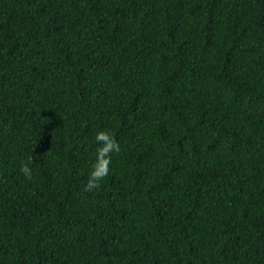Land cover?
Segmentation results:
<instances>
[{"label":"trees","instance_id":"1","mask_svg":"<svg viewBox=\"0 0 264 264\" xmlns=\"http://www.w3.org/2000/svg\"><path fill=\"white\" fill-rule=\"evenodd\" d=\"M0 264H264V0H0Z\"/></svg>","mask_w":264,"mask_h":264},{"label":"clouds","instance_id":"2","mask_svg":"<svg viewBox=\"0 0 264 264\" xmlns=\"http://www.w3.org/2000/svg\"><path fill=\"white\" fill-rule=\"evenodd\" d=\"M94 143L97 145L94 154V163L88 173L87 181L84 185L86 193L98 191L104 181L112 173L113 157L121 152L120 143L116 140L111 131L101 130L95 133ZM37 163L34 157H30L27 163L21 166L23 177L31 182L33 179V166Z\"/></svg>","mask_w":264,"mask_h":264}]
</instances>
